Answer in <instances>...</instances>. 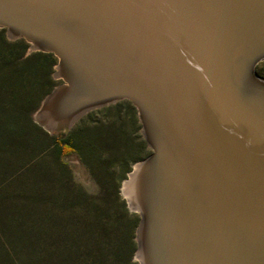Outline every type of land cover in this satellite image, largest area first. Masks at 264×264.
Returning a JSON list of instances; mask_svg holds the SVG:
<instances>
[{
	"label": "water",
	"instance_id": "1",
	"mask_svg": "<svg viewBox=\"0 0 264 264\" xmlns=\"http://www.w3.org/2000/svg\"><path fill=\"white\" fill-rule=\"evenodd\" d=\"M0 29L57 60L46 132L136 109L138 264H264V0H0Z\"/></svg>",
	"mask_w": 264,
	"mask_h": 264
},
{
	"label": "trees",
	"instance_id": "2",
	"mask_svg": "<svg viewBox=\"0 0 264 264\" xmlns=\"http://www.w3.org/2000/svg\"><path fill=\"white\" fill-rule=\"evenodd\" d=\"M26 51L23 39L8 40L0 29V264H76L73 256L77 250L70 241L45 237L46 218L40 221L43 226L25 227L13 215L18 204L24 207V201L31 208L32 204L36 207L45 203L43 185L55 174L46 162L47 156L53 159L57 171L68 172L63 159L73 155L88 169L96 186L91 196L82 191V262L78 264H137L132 261V252L138 218L128 214L118 189L130 165L144 156L146 143L138 134L136 109L126 100L118 101L93 110L113 111L114 120L109 124L78 126L65 135L48 134L31 115L54 85L52 72L57 60L50 53L26 55ZM121 117L129 120L133 140L143 151L139 155L130 154ZM124 153H128L125 160ZM110 157L123 159L122 173L116 181L106 170ZM26 166L33 172V184L27 191L23 184L17 186L14 195L8 196L4 189L8 180L13 178L18 184L19 172ZM80 197L79 193L75 196ZM36 234L42 236L32 239ZM126 245L127 251L123 249Z\"/></svg>",
	"mask_w": 264,
	"mask_h": 264
},
{
	"label": "rangeland",
	"instance_id": "3",
	"mask_svg": "<svg viewBox=\"0 0 264 264\" xmlns=\"http://www.w3.org/2000/svg\"><path fill=\"white\" fill-rule=\"evenodd\" d=\"M5 31V30H4ZM6 35V31H5ZM9 40V39H8ZM17 40V39H16ZM13 41V40H11ZM27 44L28 49V43L24 41ZM56 65L53 67L52 72V78L54 85L51 89V91L47 94L49 95L56 87L59 85H62L64 82L61 78H55L53 75L56 72ZM255 75L261 79L264 80V60L259 61L255 68H254ZM44 99V98H43ZM42 99V100H43ZM115 104V103H113ZM112 105V104H109ZM109 105H105L102 107H106ZM40 106V105H39ZM38 106V108H39ZM94 108L92 110H89L85 113H83L69 128H66L61 131H56L48 134L50 135H65L70 130H72L75 127L78 126H86V125H94V124H109L114 120V112L113 111H97L94 112L93 110H97L99 108ZM37 108V109H38ZM37 109L32 113L31 117L33 120V115L37 111ZM93 111V113H92ZM92 113L91 115H89ZM139 121V120H138ZM121 128L122 131L125 134L126 139L128 138V148L130 149L131 155H139L143 151L139 148L137 141L133 140V135H131V125L129 124V120L121 117ZM36 124V123H35ZM40 127V126H39ZM41 128V127H40ZM43 129V128H42ZM45 131V130H44ZM138 134L142 137L141 133V124L140 128L138 130ZM85 135V134H83ZM144 140V139H143ZM145 141V140H144ZM146 143V142H145ZM145 150H144V156L140 160L136 161L135 163L130 165L129 171L124 173L123 179L119 181V196L122 200H124L125 195L122 192V185L123 183L128 180V175L130 172L133 171L134 166L142 161H144L148 156L151 154V150L147 147V144H145ZM125 159L128 157V153H124ZM47 164H49L54 171V176L50 177L46 182H49L44 186L45 192V199L43 204L40 205H33L27 206L26 202L24 201V207L22 208V205H17L15 209L13 210L14 218L17 220L18 223H23L25 227L34 225L35 227L43 226L40 221L44 218L48 220V224H45L47 226V233L45 234V237L49 239V236H51V239L53 241H61L62 243H69L74 246V248L77 250L75 251L76 256V264L79 262H82V191L86 192L89 196L93 195L96 191L95 182L92 179L88 169L80 162V160L76 156H69L65 157L63 159V162L66 165V168L69 169L67 172H61L57 171L56 164L53 163V159L50 156H47L46 158ZM123 159H117L115 157H110L109 160H107V172L110 174V177H112L113 181H116V179L121 175L122 168H123ZM28 166V165H27ZM27 166L24 167L19 172V182L16 184L14 182V179L11 178L8 180V186H5V193L8 194V196L14 195V191L17 190V186H20L23 184V188L27 191L31 187V184H33V181L35 180L33 176V172L26 170ZM29 171V172H28ZM111 190V186L109 187ZM23 198L26 199L25 191L23 192ZM81 194L80 198H75L77 194ZM111 198V196H110ZM15 200V199H14ZM21 200V199H20ZM125 202V200H124ZM126 204V203H125ZM127 208V205H126ZM128 214H134L138 218L139 223V216L133 212H131L128 208ZM40 213V216H39ZM125 221V220H124ZM129 221V220H128ZM138 226V224H137ZM136 226V229H137ZM49 227V228H48ZM136 229L134 231V249L132 252V261L136 262L135 260V253L137 250V243H136ZM26 237V235H24ZM42 235H31L32 239L34 237H41ZM124 250L129 249V245L124 246ZM138 264V263H137Z\"/></svg>",
	"mask_w": 264,
	"mask_h": 264
},
{
	"label": "bare ground",
	"instance_id": "4",
	"mask_svg": "<svg viewBox=\"0 0 264 264\" xmlns=\"http://www.w3.org/2000/svg\"><path fill=\"white\" fill-rule=\"evenodd\" d=\"M57 94L56 92L53 93L48 97V99L45 101V107L41 113V121L48 127H53L51 121L52 117V111L54 107V101ZM143 165L142 163H138L134 166V169L132 172L128 175V180H126L122 185V192L125 195V198L129 196L130 192H134L136 196L140 194V187H141V181L140 177L136 176V171L139 170V168ZM141 236V234H140Z\"/></svg>",
	"mask_w": 264,
	"mask_h": 264
}]
</instances>
